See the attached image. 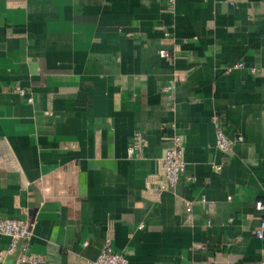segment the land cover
Masks as SVG:
<instances>
[{
    "label": "crops",
    "instance_id": "1",
    "mask_svg": "<svg viewBox=\"0 0 264 264\" xmlns=\"http://www.w3.org/2000/svg\"><path fill=\"white\" fill-rule=\"evenodd\" d=\"M171 124L187 165L159 193ZM261 198L264 0H0V218L33 220L37 264L109 238L127 264H264Z\"/></svg>",
    "mask_w": 264,
    "mask_h": 264
},
{
    "label": "built area",
    "instance_id": "2",
    "mask_svg": "<svg viewBox=\"0 0 264 264\" xmlns=\"http://www.w3.org/2000/svg\"><path fill=\"white\" fill-rule=\"evenodd\" d=\"M174 1V0H171ZM169 35V32H165ZM160 54L169 59L172 58L167 49H160ZM243 65L239 62L237 66ZM170 89L171 85L165 86ZM15 91L25 97L27 101L33 102L34 96L27 88L16 85ZM216 127L217 139L216 146L224 152H229L234 148L236 141L241 140L242 136L230 137L221 123L219 115L212 116ZM175 133L171 136L172 144L165 148L161 157V168L157 173L154 184L157 192L166 189L176 188L181 174L186 169V160L184 157V143L181 133L177 130L175 124H171ZM147 137L145 133L138 130L134 133L133 141L128 147V156L143 157ZM215 168L221 169L220 164H214ZM190 178V177H189ZM257 207L264 209V198L257 201ZM33 220L29 218L2 217L0 218V234L9 237V243L5 248L0 250V264L8 254L16 255V264H37L42 257L31 251L30 241L33 236ZM256 235L264 238V217L261 218L260 224L255 231ZM85 244L88 241L84 242ZM88 264H127L128 257L124 252L117 251L112 247L111 238H109L102 250L95 259H89Z\"/></svg>",
    "mask_w": 264,
    "mask_h": 264
}]
</instances>
